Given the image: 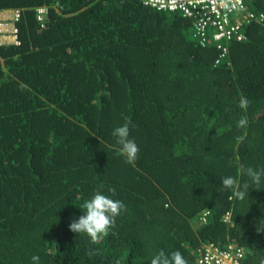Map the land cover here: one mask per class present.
Instances as JSON below:
<instances>
[{
    "label": "trees",
    "instance_id": "obj_1",
    "mask_svg": "<svg viewBox=\"0 0 264 264\" xmlns=\"http://www.w3.org/2000/svg\"><path fill=\"white\" fill-rule=\"evenodd\" d=\"M7 10L20 18L17 44L0 46V264H150L160 250L198 264L207 243L260 264L264 181L240 200L221 177L264 167V0L225 56L144 0H0ZM126 118L131 164L111 134ZM97 190L126 207L92 243L69 225Z\"/></svg>",
    "mask_w": 264,
    "mask_h": 264
},
{
    "label": "clouds",
    "instance_id": "obj_2",
    "mask_svg": "<svg viewBox=\"0 0 264 264\" xmlns=\"http://www.w3.org/2000/svg\"><path fill=\"white\" fill-rule=\"evenodd\" d=\"M15 12L13 11L11 18ZM8 23L16 28V22L13 20L8 21ZM6 38V44H17L10 36H6ZM248 104L249 101L246 97L240 98L239 107L242 110H246ZM130 124L131 121L126 118V122L122 126L113 129L111 134L116 137L117 143L120 145V154L131 164L138 158L139 146L134 139L130 138ZM247 125L248 120L246 117L242 116L237 121L238 128H245ZM241 139V137H236L237 142ZM241 173L248 178L247 181L242 182L233 176L221 177V186L225 192L230 193V199L237 198L244 200L246 196L249 199V189L253 188L257 190L254 186H259L264 181V167L257 169L249 166L242 168ZM109 191L114 195V189H110ZM125 207L121 201L115 200L111 196L97 190L90 199L83 203L82 212L84 214L70 223L69 230L76 234H85L90 238L92 243H96L110 234L116 225V218L125 210ZM259 230H264V221L261 222V229ZM31 261L32 264H40V257L33 255ZM116 264H120V261L117 260ZM150 264H188V261L179 250L171 253L160 250L152 256ZM260 264H264V259H261Z\"/></svg>",
    "mask_w": 264,
    "mask_h": 264
},
{
    "label": "built area",
    "instance_id": "obj_3",
    "mask_svg": "<svg viewBox=\"0 0 264 264\" xmlns=\"http://www.w3.org/2000/svg\"><path fill=\"white\" fill-rule=\"evenodd\" d=\"M254 0H144V4L158 11L177 12L192 20L193 38L205 45L212 39L219 49L224 41L237 39L243 35L241 26L245 21L254 18L253 13H247L248 6ZM19 11L8 20H0V35L10 36L16 40L17 29L8 21H18ZM17 43V42H15ZM223 50V49H222ZM225 49L222 56H225ZM209 212L203 213L201 222L205 223ZM227 215L226 219H228ZM244 252L234 245L221 249L214 243H207L200 251L198 264H242Z\"/></svg>",
    "mask_w": 264,
    "mask_h": 264
},
{
    "label": "crops",
    "instance_id": "obj_4",
    "mask_svg": "<svg viewBox=\"0 0 264 264\" xmlns=\"http://www.w3.org/2000/svg\"><path fill=\"white\" fill-rule=\"evenodd\" d=\"M13 11L7 10V11H1L0 12V20H8L12 16ZM7 38L0 36V43H5Z\"/></svg>",
    "mask_w": 264,
    "mask_h": 264
},
{
    "label": "bare ground",
    "instance_id": "obj_5",
    "mask_svg": "<svg viewBox=\"0 0 264 264\" xmlns=\"http://www.w3.org/2000/svg\"><path fill=\"white\" fill-rule=\"evenodd\" d=\"M14 42H17V37H16V40H15ZM1 45H5V44H4V43H0V46H1Z\"/></svg>",
    "mask_w": 264,
    "mask_h": 264
}]
</instances>
